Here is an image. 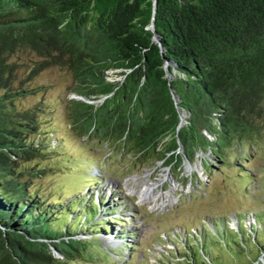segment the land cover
I'll return each mask as SVG.
<instances>
[{
	"label": "trees",
	"instance_id": "1",
	"mask_svg": "<svg viewBox=\"0 0 264 264\" xmlns=\"http://www.w3.org/2000/svg\"><path fill=\"white\" fill-rule=\"evenodd\" d=\"M26 53L35 59L19 63ZM53 66L81 100L65 101L69 130L121 158L220 162L264 136V0H0V264H73L105 230L91 201L71 200L67 215L30 189L56 143L44 142L42 103L22 101ZM116 68L123 78L107 79Z\"/></svg>",
	"mask_w": 264,
	"mask_h": 264
},
{
	"label": "rangeland",
	"instance_id": "2",
	"mask_svg": "<svg viewBox=\"0 0 264 264\" xmlns=\"http://www.w3.org/2000/svg\"><path fill=\"white\" fill-rule=\"evenodd\" d=\"M16 59L27 65L35 57L26 53ZM112 72L119 75L111 77ZM126 72L116 68L105 74L120 81ZM28 85L41 89L22 104L42 103L48 112L44 131H53L44 142L56 143L38 162L44 172L30 179V189L48 204L60 203L67 215L71 200L91 201L92 222L105 226L92 233L89 251L73 264H264V136L228 147L220 162L208 152L179 168L151 158H121L108 153L101 140L85 142L69 130L71 104L65 101L80 99L70 92L72 78L64 68L39 71ZM142 182L155 183L152 193L168 197L157 196L156 206L152 199H139ZM83 205L72 209L76 216Z\"/></svg>",
	"mask_w": 264,
	"mask_h": 264
},
{
	"label": "bare ground",
	"instance_id": "3",
	"mask_svg": "<svg viewBox=\"0 0 264 264\" xmlns=\"http://www.w3.org/2000/svg\"><path fill=\"white\" fill-rule=\"evenodd\" d=\"M152 185H156L155 183H150V184H147L146 182H142V185L139 189H137V195L139 196V199H142V200H148V199H152L153 200V203H154V206L156 205H159L157 203V196H163V198H167V193H164L163 195H157L158 193L154 194L152 193ZM170 194V193H169ZM112 235V234H111ZM114 238V237H112ZM111 237L109 238L111 240V242L113 241ZM116 240H118L117 238H114ZM120 242V241H118Z\"/></svg>",
	"mask_w": 264,
	"mask_h": 264
},
{
	"label": "water",
	"instance_id": "4",
	"mask_svg": "<svg viewBox=\"0 0 264 264\" xmlns=\"http://www.w3.org/2000/svg\"><path fill=\"white\" fill-rule=\"evenodd\" d=\"M150 30L152 31V24H150ZM153 40L157 43V40H156V37L155 36H153ZM165 77L167 78V80H169V75L166 73V71H165ZM171 99H172V101L175 104L176 103V97H175V95L171 94ZM181 122H182V117L180 116L179 117V123L178 124H181Z\"/></svg>",
	"mask_w": 264,
	"mask_h": 264
},
{
	"label": "clouds",
	"instance_id": "5",
	"mask_svg": "<svg viewBox=\"0 0 264 264\" xmlns=\"http://www.w3.org/2000/svg\"><path fill=\"white\" fill-rule=\"evenodd\" d=\"M116 236V235H115ZM117 238L119 237V236H116Z\"/></svg>",
	"mask_w": 264,
	"mask_h": 264
}]
</instances>
